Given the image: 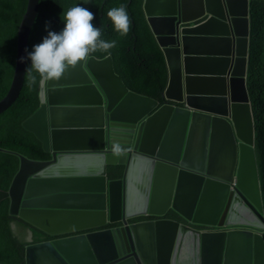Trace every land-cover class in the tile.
Instances as JSON below:
<instances>
[{
	"label": "water",
	"instance_id": "obj_1",
	"mask_svg": "<svg viewBox=\"0 0 264 264\" xmlns=\"http://www.w3.org/2000/svg\"><path fill=\"white\" fill-rule=\"evenodd\" d=\"M38 3L27 0L18 26L0 114L22 91ZM250 3L141 0L168 71L163 103L129 90L110 55L49 82L21 126L50 158L0 149L19 159L0 203L51 237L28 241L25 264H264ZM146 214L158 219L113 226Z\"/></svg>",
	"mask_w": 264,
	"mask_h": 264
},
{
	"label": "trees",
	"instance_id": "obj_2",
	"mask_svg": "<svg viewBox=\"0 0 264 264\" xmlns=\"http://www.w3.org/2000/svg\"><path fill=\"white\" fill-rule=\"evenodd\" d=\"M39 0V8L27 42V53L42 41L48 31L59 32L64 27V13L71 7L82 5L95 14L93 23L101 30V39L117 42L111 49L115 72L129 90L163 103L162 94L168 83V71L163 54L144 19L141 2L133 0ZM26 0H0V99L6 94L14 66L16 32L25 10ZM125 6L131 27L127 35L116 32L107 12ZM251 39L248 68V91L255 123V149L259 168L264 205V0H251ZM47 25V27H46ZM104 58L108 54L97 51L92 54ZM31 61L27 59L25 81L15 103L0 114V149L19 153L32 160H48L41 143L33 134L24 130L22 122L39 106V76L37 83L29 84L28 71ZM35 74V73H33ZM19 159L0 151V190L7 191L16 174ZM118 169L115 177H120ZM7 200L0 203V264H25V247L28 242L23 234L16 233L12 225L32 230L33 243L51 237L13 218L8 214Z\"/></svg>",
	"mask_w": 264,
	"mask_h": 264
},
{
	"label": "clouds",
	"instance_id": "obj_3",
	"mask_svg": "<svg viewBox=\"0 0 264 264\" xmlns=\"http://www.w3.org/2000/svg\"><path fill=\"white\" fill-rule=\"evenodd\" d=\"M139 1L141 2V0ZM107 16L112 21L116 32L120 33L122 36L128 34L131 21L125 6L121 5L118 8L110 9L107 12ZM94 19L95 14L88 8L82 5L71 7L64 13L63 29L59 32L48 31L42 41L35 44L32 51L28 52L26 58L31 61V65L27 69L29 84L30 86L35 85L37 83V75L39 76V100L41 103L47 102V89L50 81H59L70 70L75 69L81 62H87L89 57L97 51L111 55L110 50L117 46L115 40L109 42L101 39V30L93 23ZM21 59L24 60L25 58ZM114 151L119 152V148H115ZM135 218H139V220H133L129 225H126L125 219V224L120 221L113 226H130L145 221H154L157 217L146 214L129 219ZM15 226L16 225L13 224L12 228L14 229ZM192 227L201 231L211 230V228L206 226L195 225ZM108 228L111 229L110 227ZM30 231L32 232V230ZM32 238L30 240H32Z\"/></svg>",
	"mask_w": 264,
	"mask_h": 264
},
{
	"label": "rangeland",
	"instance_id": "obj_4",
	"mask_svg": "<svg viewBox=\"0 0 264 264\" xmlns=\"http://www.w3.org/2000/svg\"><path fill=\"white\" fill-rule=\"evenodd\" d=\"M14 230L17 234L21 232L23 234L22 239H25L27 242L32 238L31 233L27 232V230L21 226L16 225ZM33 238L31 241H33Z\"/></svg>",
	"mask_w": 264,
	"mask_h": 264
},
{
	"label": "built area",
	"instance_id": "obj_5",
	"mask_svg": "<svg viewBox=\"0 0 264 264\" xmlns=\"http://www.w3.org/2000/svg\"><path fill=\"white\" fill-rule=\"evenodd\" d=\"M148 218H149V216H148ZM133 220H139V218H135V219H126V225L131 224V222H132Z\"/></svg>",
	"mask_w": 264,
	"mask_h": 264
},
{
	"label": "flooded vegetation",
	"instance_id": "obj_6",
	"mask_svg": "<svg viewBox=\"0 0 264 264\" xmlns=\"http://www.w3.org/2000/svg\"><path fill=\"white\" fill-rule=\"evenodd\" d=\"M23 228L26 229L27 232H29V233L31 232L30 229H29L28 227H23ZM31 233H32V232H31ZM33 236H34V235H33V233H32V237H33Z\"/></svg>",
	"mask_w": 264,
	"mask_h": 264
},
{
	"label": "crops",
	"instance_id": "obj_7",
	"mask_svg": "<svg viewBox=\"0 0 264 264\" xmlns=\"http://www.w3.org/2000/svg\"><path fill=\"white\" fill-rule=\"evenodd\" d=\"M194 25H195V23H192V24H191V26H194Z\"/></svg>",
	"mask_w": 264,
	"mask_h": 264
}]
</instances>
